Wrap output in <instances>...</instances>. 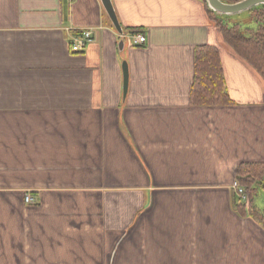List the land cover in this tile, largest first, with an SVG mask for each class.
I'll return each mask as SVG.
<instances>
[{"label": "crops", "instance_id": "obj_1", "mask_svg": "<svg viewBox=\"0 0 264 264\" xmlns=\"http://www.w3.org/2000/svg\"><path fill=\"white\" fill-rule=\"evenodd\" d=\"M112 4L122 33L102 0H0V264H264L235 188L264 165V81L205 0ZM204 46L231 106L192 104Z\"/></svg>", "mask_w": 264, "mask_h": 264}, {"label": "trees", "instance_id": "obj_2", "mask_svg": "<svg viewBox=\"0 0 264 264\" xmlns=\"http://www.w3.org/2000/svg\"><path fill=\"white\" fill-rule=\"evenodd\" d=\"M222 1L226 4H236L243 0ZM207 13L212 20H215L227 46L251 66L264 81V7L250 12V16L255 18L257 29L254 35L240 30L237 25L230 26L226 18L220 19L209 10ZM191 100L194 106H231L234 104L227 91L220 53L215 46L200 47L196 52ZM237 182L245 193L247 189L254 190L256 184L264 188V165H242L237 173ZM239 202L240 205L236 206V209L245 215V204L242 198ZM248 212L250 217L264 228V214H261L255 206L248 208Z\"/></svg>", "mask_w": 264, "mask_h": 264}, {"label": "water", "instance_id": "obj_3", "mask_svg": "<svg viewBox=\"0 0 264 264\" xmlns=\"http://www.w3.org/2000/svg\"><path fill=\"white\" fill-rule=\"evenodd\" d=\"M205 2L209 11L214 13L216 17L223 16V18H237L250 13L254 9L264 7V0H243L236 4H226L222 0H205ZM102 3L115 29L119 33H122V29L113 8L112 0H102ZM124 84L126 90L128 85V71L126 66H124Z\"/></svg>", "mask_w": 264, "mask_h": 264}, {"label": "rangeland", "instance_id": "obj_4", "mask_svg": "<svg viewBox=\"0 0 264 264\" xmlns=\"http://www.w3.org/2000/svg\"><path fill=\"white\" fill-rule=\"evenodd\" d=\"M219 18L220 19H225V18H223V16H219ZM226 20L229 22L230 26H236L237 25L240 30L242 29V30L250 33V35H254L255 32H256L255 31V29H256L255 28L256 27L255 18L251 17L250 13L244 14L243 16H239L237 18L236 17H234V18H226ZM218 33H219L220 41H223V38H222V35L220 33L219 28H218ZM255 62H256V60H255ZM257 64L260 65V63H258V62H257ZM246 192L247 193L244 192L245 198H242L243 203L245 204V209L246 208H250V207L252 208V207L255 206V207L258 208V210H259V212H261V214H264V188L259 186L258 184H256L254 186V190H252V189L248 190L247 189ZM243 238H244L242 240L243 242H249V237H248V233L247 232L243 233ZM226 255L228 256L229 252H225V257H226ZM239 256H240V252H239ZM240 261L241 260H239V258H237V255H235V259L232 262L234 264H240ZM227 262H230V260H228Z\"/></svg>", "mask_w": 264, "mask_h": 264}, {"label": "built area", "instance_id": "obj_5", "mask_svg": "<svg viewBox=\"0 0 264 264\" xmlns=\"http://www.w3.org/2000/svg\"><path fill=\"white\" fill-rule=\"evenodd\" d=\"M92 38H93V33L91 30L81 31L72 40L71 49H72L73 53L85 52L87 50V47H88L89 43L91 42ZM134 41H135V44H137V45H144L146 43V37L139 35V36L135 37ZM235 188L237 189L241 198H245L243 189L240 186H238L237 184H235ZM32 201H33V199L30 196L26 197L27 203H31Z\"/></svg>", "mask_w": 264, "mask_h": 264}]
</instances>
